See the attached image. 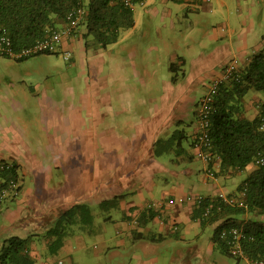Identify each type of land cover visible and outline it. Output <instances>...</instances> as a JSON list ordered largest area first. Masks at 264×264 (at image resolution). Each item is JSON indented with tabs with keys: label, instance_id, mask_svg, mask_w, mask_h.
Masks as SVG:
<instances>
[{
	"label": "crops",
	"instance_id": "0c3cea01",
	"mask_svg": "<svg viewBox=\"0 0 264 264\" xmlns=\"http://www.w3.org/2000/svg\"><path fill=\"white\" fill-rule=\"evenodd\" d=\"M252 1L246 0V3ZM176 3L179 4V8H166L162 18L171 19L169 28H173L172 32L177 31V21L183 24L180 16H183L184 20L189 19L187 28L191 37L188 39L192 41L187 44L188 48L183 53L172 51L169 69L164 73L155 70L153 66V68L148 66L155 59V51H158L156 45H145L138 49L136 44H131L127 48V45L123 44V49L120 47L109 49L110 45L106 48H88L82 29H77L64 37L62 50L77 53L83 69L82 74L87 72L86 74L89 75L78 105L73 104L77 108L74 109V114H71L73 118L63 116L61 105L45 97L49 109L44 116L48 112V116L55 119L58 117L61 127L68 129L70 133V136L65 133L63 139L67 144L64 145L66 149L63 145L62 149H71L70 155L74 159L72 167L63 165L64 162L67 163L65 161L67 157L63 158L68 154L67 152L62 153L58 149L55 152L56 167L66 168L64 179L60 180L57 177L55 183L51 181L47 184L46 179L50 177L49 170L46 168L33 170L34 162L30 158L32 154L29 152L31 150L28 144L19 141L25 146L18 145L15 141L17 138H11L7 134L10 130L22 133L24 128L14 124L10 129L9 122L5 124L2 121L3 117L7 118L9 112L6 111L7 109L2 111L3 106L0 104V159L19 166V186H21L19 194L24 192L22 200H15L16 198L8 200L10 204L6 207L5 214L8 222L13 225L10 231L14 230L19 221L21 223L23 219H34L31 216L36 215L38 211L45 213L46 206L56 207L51 211L52 215L40 231H34L26 236L31 237V249L38 257L39 264H64L60 253L68 241H65V245L57 254H50L47 247L51 238L46 236V233L63 212L82 203H104L122 212L119 220L111 216L105 219V226L113 224L115 227L114 236L117 237V242H114L113 246L109 245L113 243L112 238L106 237L105 234L97 236L96 242L85 240V247L96 255L121 254L119 251L131 246L132 243L131 249L137 264H146L148 261L150 264H157V259L150 255L154 245L171 239H176L178 242L186 241L188 237L186 234L199 236L200 230L206 227L212 230L211 236H207L210 253L218 249L212 238L218 224L203 226L197 216L199 207L192 202H177L171 205L169 201L190 192L205 196H215L219 191L236 194L248 172L256 167L251 165L236 175H216L214 179L207 174L209 164L198 159L195 150L192 151L194 147L188 149L191 158H187L188 155L185 153L178 155L175 152L156 155L155 144L160 138H169L178 129L186 131L191 141H195L199 132L198 105L207 92V81L211 83L213 79L219 77L224 67L232 62L244 68L254 56L264 53V30L258 28L253 19L243 20L244 24L240 31L232 27L231 20L227 18L225 31L215 26L216 22L211 20L212 16L216 15V11L224 9L226 4L224 1H221L217 7L213 5L212 0L199 5ZM145 6L147 14L160 12L158 7L149 8L151 6L149 0L145 1ZM203 9H207L210 21L209 24L207 23L203 37H199L198 44L193 45L196 39L192 36L193 27L201 26ZM252 10H257V6L252 5ZM136 25L135 16L133 28H136ZM164 25L167 26L166 21ZM65 26L66 23L61 28ZM198 31L201 32L200 28ZM161 32V27H158L160 35ZM118 42L119 40L113 44ZM110 78L117 86L112 93H98L107 97L105 100H101L92 91L85 92V88L92 84L90 82L92 79L94 86L99 87L100 83H103L105 85L103 90L106 91V84L110 82ZM154 85H160V95H153ZM74 92L72 88V93ZM2 98L5 104L9 102L4 95ZM138 105L142 107L139 112L136 109ZM263 106L264 92L251 90L243 100V116L254 119L260 114ZM125 114L132 117L133 121L131 119L130 125L122 129L118 126L117 118ZM108 116L115 119L111 121ZM48 123L55 126L51 122ZM84 127L85 134H79ZM58 131L57 127L56 133ZM71 136L72 138L67 140ZM53 142L55 146L56 139ZM74 142L78 144L76 149L73 146ZM49 147L53 146L49 145ZM37 164L39 165L38 161ZM210 167L217 171L220 167L218 160ZM29 171L36 173L34 191L24 189V185H21L22 173ZM68 171L71 173L69 174ZM50 180L54 181V178L51 177ZM48 195H55L56 202L50 205L44 202ZM159 199L164 201L163 205L145 212L149 213V216L141 212L147 210L149 203ZM37 202L45 205L43 208H38L42 205H38ZM33 210L34 213L30 214ZM248 218L249 215L246 216L247 220ZM175 226L177 228H174ZM89 231L94 232V230ZM8 237L10 236L5 228L0 231V249L3 241ZM41 247L46 250L41 252ZM202 248L201 244L195 245L192 251L185 252L187 257L177 261L182 264H202ZM149 256L150 258L146 260L145 258Z\"/></svg>",
	"mask_w": 264,
	"mask_h": 264
},
{
	"label": "rangeland",
	"instance_id": "374dc122",
	"mask_svg": "<svg viewBox=\"0 0 264 264\" xmlns=\"http://www.w3.org/2000/svg\"><path fill=\"white\" fill-rule=\"evenodd\" d=\"M221 1L226 2V4L223 10L216 11V15L212 16L211 20H215V26H218L225 31L227 28V19H229L231 20L232 27L237 28L240 31L244 24L243 20L253 19L257 27L264 30V0H253L251 3H246V0H212V3L217 7ZM149 2L151 3V6L149 7L150 9L158 7L160 12L158 14H147L145 2L136 3L134 8L137 21L136 28L121 30L119 42L110 45L109 49H113L114 47H120L123 49V44L127 45L126 48L131 44H136L137 49L145 45H156L158 51H155V59L152 61L151 65L148 64V66H153L155 70L164 73L169 69L172 51L177 50L179 53H183L188 48L187 44L192 41L191 39H188L191 37V35H189V28H187V22L190 20H184L183 16H180L183 24L181 25L180 22L176 20L177 31L172 32L173 28H169L171 19L164 20L162 14L168 7L179 8V4L173 0H169L168 2H165V0H149ZM252 5H256L257 10H252ZM206 10L207 9L202 10L203 16L201 17V26L196 25V27H193L192 36L196 38L195 41L193 40L195 43L193 45L198 44V38L203 37L207 23L209 24L210 15ZM165 21L167 26L164 25ZM158 27H161L162 35L158 33ZM197 27L200 28V33ZM141 64L142 62H140V65ZM81 66L79 55L77 53L74 54L72 51L69 59L65 58V53L63 51L38 54L24 60H15L7 56H0V104L3 106L2 111L7 109L6 111L9 112L7 118L3 117L2 121L5 124H8L9 122L10 129L14 127V124L18 125V127L24 128L22 133L10 130L7 134L11 138L16 137L17 139L15 141L18 142V145L25 146L20 144L19 141L28 144V148L31 150L29 152L32 154V157L30 158L32 162H34L33 170L38 168H46L49 170L48 174H50V177L46 179L47 184L51 181L55 183L57 177H59L60 180L65 177L66 168H57L55 164L56 149L62 153H68L64 156L63 154L61 155L63 158L65 156L67 157L65 160L67 163L64 162L63 165L72 167L71 164L74 163V159L73 156L70 155L71 149H62V145L64 146L67 144L63 137H65V133L67 136H70V133L68 132L69 130L61 127L62 124L59 123L58 117L55 119V117L48 116V112L46 116H44V113L49 109L47 103H45V97H48V99L51 98L52 101L55 100L61 105L63 116L73 118L71 114H74V109H77L76 106L78 105L79 97L84 92L83 89L85 85H87L86 80L89 77V75L86 74L87 72L82 74L83 69ZM111 79L112 78L109 79L110 82L108 84L105 83L107 87L106 91L103 90V87L105 86L103 83H100L99 87L97 85L94 86V81L92 79V81H90L92 84L89 85L88 88H85V92L92 91L97 94L101 100H105L107 97L98 93L103 94L113 92L117 85H114ZM206 84L209 86L210 82L207 81ZM159 86L160 85L153 86L154 96L161 94ZM72 88L75 90L74 93H72ZM69 93L70 96H68ZM2 95L6 97L5 99H9V102L7 101L8 104H5ZM85 96L89 97V95ZM15 102H17V104H15ZM73 104L76 106H73ZM141 108L142 107L138 105L136 108L137 112H139ZM107 118L111 121L115 119L112 116H108ZM131 119L133 121V118L126 114L117 118L119 121L118 126L122 129L127 128L130 125ZM48 122L55 124V126L50 125ZM57 127L60 132L58 131L56 133ZM83 131H79V134H85V127ZM71 138L72 136L67 140H70ZM55 139L56 145L54 146L53 140ZM49 145L53 147L50 148ZM73 146L76 149L78 144L74 142ZM80 148L82 149V147ZM64 149H66L65 146ZM190 149L191 148L189 147V150ZM194 150L197 158L200 159L198 157V149L194 147L192 151ZM37 161L39 162V165L37 164ZM70 173L71 172H69V174ZM35 175L36 173L31 171L25 174L22 173L21 185H24V189L29 191L35 190L37 181ZM51 177L54 178V181L50 180ZM9 195L10 194H8V197L3 200V205L0 208V231L5 228V231H7V234L10 237L14 235L26 237L31 235L34 231H40L43 224L46 223L48 218L52 215L51 211L56 209V207L52 208L46 206L45 208L47 209L45 210L47 211L45 213L38 211L36 215L31 216L34 219H23L21 223L19 221L16 224L17 226L14 227L13 231H10V228L13 225L8 222V217L5 214V209L10 204L8 200L15 198V200H22L24 192L18 194L15 198L9 197ZM46 198L47 200L43 201L48 202V205L56 202L55 195H48ZM40 203L41 202H37L38 205ZM40 205H42V207L38 206V208H43L45 204ZM90 206L94 218L91 227L88 226V230L91 229L92 231L94 230V232L86 230L85 224L82 225V223H76L73 231H71L70 235L66 238L68 241L66 247L60 253V258L63 260L64 264H137V260L133 255L134 252L131 249L133 247L132 243L130 244L131 246H126L125 249L119 251L121 254L117 255L109 253H100L96 255L85 247V240L96 242V237L99 235L104 236V234L106 237L112 238L111 240H113V243H110L109 245L113 246L117 242V237L114 236L116 235L115 227L113 224L105 226V219L111 216L119 220L122 216L120 210L115 209L113 206H108L107 204H100L97 202L91 203ZM32 213H34V210L30 214ZM211 233V228L206 227L200 230L199 236L197 234V236L195 234H186L188 236L186 241L178 242L176 239H171L162 244L154 245L153 252L150 253V255L157 259V264H182V262H178L177 260H182L184 257H187L185 256L187 250L192 251L195 245L200 246L201 244L203 247L201 252L202 264H248L245 259L225 255L219 249L215 250L214 253H210L208 249L209 239L207 236H211ZM45 250L44 247L40 248L41 252H44ZM196 256L199 257L198 255ZM149 258L150 256L145 259L147 260ZM146 264H150V262L148 261Z\"/></svg>",
	"mask_w": 264,
	"mask_h": 264
},
{
	"label": "trees",
	"instance_id": "16d2710c",
	"mask_svg": "<svg viewBox=\"0 0 264 264\" xmlns=\"http://www.w3.org/2000/svg\"><path fill=\"white\" fill-rule=\"evenodd\" d=\"M145 1L133 0L135 4ZM174 1L193 4L191 0ZM201 3L205 2L196 5ZM78 5L86 11L78 30H83L88 48H106L119 40L121 30L135 26L134 8L126 6L124 0H0V34L10 35L16 47L26 46L46 36L49 30L67 24V14ZM235 77L221 84L214 98L210 115V151L215 159L209 168L216 160L220 167L217 171L212 169L217 176L236 175L251 165L256 168L248 172L238 187V193L230 194L240 199L242 205L215 203L211 200L213 196H206L203 203L197 205V216L203 226L218 224L212 238L223 254L233 256L222 231L239 227L244 229L242 244L246 254L252 259L264 260V165L257 164L258 158L264 156V131L260 129L264 106L254 119L243 116L244 97L251 90L264 92V53L254 56L246 67L238 66ZM189 139L186 131L178 129L169 138L156 141L155 154L185 153L191 158L188 149L195 147V141ZM19 182L17 164L13 163L10 169H0V208L8 194L12 198L18 195L16 193L21 190ZM208 208L210 212L206 215ZM145 214L149 216V213ZM93 218L88 203L76 204L63 212L46 233L51 238L47 247L49 253L59 252L76 223L85 224L88 230ZM151 239L155 240L154 237ZM0 264H39L31 249V237L14 235L6 238L0 249Z\"/></svg>",
	"mask_w": 264,
	"mask_h": 264
},
{
	"label": "built area",
	"instance_id": "2783aa9c",
	"mask_svg": "<svg viewBox=\"0 0 264 264\" xmlns=\"http://www.w3.org/2000/svg\"><path fill=\"white\" fill-rule=\"evenodd\" d=\"M192 3L200 2H211V0H191ZM126 6L134 8L135 3L133 0H124ZM86 11L83 6L78 5L73 8L67 14V24L63 28L51 29L48 31L47 35L41 39L36 40L34 43L28 44L22 47H16L13 43V39L7 33L0 34V56H7L15 60L27 59L31 56L43 54V53H57L63 51L61 46L64 37L72 34L79 28L80 23L84 19ZM65 53V58L69 59L71 56L70 51H63ZM238 72V65L236 62H232L224 67L222 74L213 79V81L208 86L207 92L200 100V105L198 108L199 115V134L195 139V148L198 149V157L210 164L214 161V153L210 151L212 139H211V119L210 115L213 111V103L215 95L221 84L233 80ZM236 78V77H235ZM260 129L264 131V119L260 126ZM261 157V156H260ZM258 165H264V156L258 158ZM13 167V163L7 162L0 159V169H10ZM207 174L209 177L216 179L215 171L212 168H207ZM8 193L5 192V195ZM16 194H19L16 193ZM206 196L203 194L190 192L183 197L177 199H171L169 203L171 205L184 202H192L196 205H201L205 200ZM212 202L224 203L227 205H242L243 202L236 196L230 195L225 191H219L215 196L211 197ZM163 200L159 199L152 201L147 205V210L141 211L142 213L152 210L155 207H161L163 205ZM210 212V208L207 209L206 215ZM174 228H177L175 226ZM222 237L229 241L231 247V254L235 257H240L248 261L249 264H264V260L252 259L249 257L243 248V237L244 229L239 227H234L231 229H224L222 231Z\"/></svg>",
	"mask_w": 264,
	"mask_h": 264
}]
</instances>
